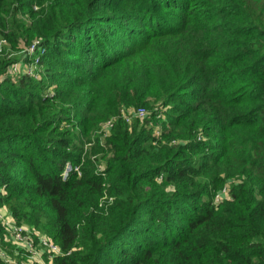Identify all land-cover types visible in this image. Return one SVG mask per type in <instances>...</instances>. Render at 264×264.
<instances>
[{
  "label": "trees",
  "instance_id": "trees-1",
  "mask_svg": "<svg viewBox=\"0 0 264 264\" xmlns=\"http://www.w3.org/2000/svg\"><path fill=\"white\" fill-rule=\"evenodd\" d=\"M156 6L0 0L9 40L38 33L65 67L81 38L102 62L86 88L77 72H53L52 99L74 116L48 136L54 102L35 100L31 78L14 82L12 60L0 58V204L54 237L55 264H264V0H184L171 16ZM26 9L30 24L19 18ZM151 102L171 103L159 136L148 124L156 113L143 124L119 116L104 143L85 149L102 120ZM99 152L109 153L103 162L90 158ZM68 161L83 164L65 176ZM227 179L230 196L216 203Z\"/></svg>",
  "mask_w": 264,
  "mask_h": 264
},
{
  "label": "rangeland",
  "instance_id": "rangeland-1",
  "mask_svg": "<svg viewBox=\"0 0 264 264\" xmlns=\"http://www.w3.org/2000/svg\"><path fill=\"white\" fill-rule=\"evenodd\" d=\"M51 3L58 2V0H48ZM68 3H71L73 0H67ZM172 1H175V4H170ZM157 2V14L164 13L165 15L171 16L175 11L178 10L177 4H183L184 0H156ZM114 6V5H111ZM38 5H35V9H38ZM109 13H113L115 10L114 8H106ZM23 11L19 14V18L26 22L27 24H30L31 20L29 17V11ZM180 10V9H179ZM186 11H183L181 13L182 15H185ZM160 17V16H159ZM191 18V17H189ZM185 15L184 20V27H187L190 25L191 19H189ZM188 19V21H187ZM182 20L180 19V22ZM104 20H97L96 23L91 24L93 28V32L97 31L98 33L101 32L99 29H101V26H103ZM180 22H178L175 25H178ZM137 26L138 28H144L146 25H144V22L140 18L134 19V26ZM165 26H169V22H165ZM213 26V25H212ZM1 30V28H0ZM113 30H109L107 32H112ZM74 33H78L77 31H74ZM104 33V32H103ZM117 33L116 31H113V33H110L111 35H115ZM108 34V33H107ZM29 37V40H25L20 38L19 42H14L13 40H9L6 36L0 33V58L7 57L12 60V64L10 65V68L8 71L11 73L12 79L14 82H19V80L23 76H28L31 79L30 84L36 85V89H34L33 92L37 94V97H35V100L38 102H41L42 104H48V102H54V108L51 110V112L48 113V115H51V119L54 121V123H49L48 129L42 132L44 135L48 136H56L58 135L63 129V125L66 124V117L68 116H74V110L70 109L67 111H62L63 107L60 106V103L53 101L54 99V86L57 83H61V79H54L53 72L61 70L62 62L60 60H56L54 57L51 56V49L53 48V41L49 45H44L41 43V38L38 33L32 34L28 36V32H23V37ZM201 36V35H200ZM31 37V38H30ZM73 37V36H72ZM94 38V37H93ZM98 41H103L101 37H96ZM122 40V39H120ZM72 44H76V48L78 50L76 53H65L63 54V58H66L69 62L66 64V66L62 67L65 68L66 72H77L78 75L75 80L84 79V88L89 87L90 84L94 85L93 83L96 80L95 71L97 68H100L101 63L99 53L101 51H96L89 48L84 44V42L81 40V38H78L77 41L71 40ZM30 42V43H29ZM122 42V41H121ZM32 44H35L34 47H32ZM130 44V43H129ZM122 46L121 44L118 45V47ZM130 46V45H129ZM95 47V45H94ZM50 50V53H49ZM76 50V49H75ZM85 50V51H84ZM64 52V51H63ZM50 54V56H46V54ZM102 53L105 55V57L110 56L112 53L110 49H103ZM112 56V55H111ZM50 99L48 101L47 99ZM150 105H144L139 107H132V106H124L121 108L119 115H114L109 118H106L102 120L99 124V128L97 130V133L94 135L91 142L85 143L84 147L87 150L88 148H93L94 144L97 143L98 140L100 143H104L106 141V137L110 135L113 131L114 121L119 119V116H122L128 122L131 124L134 120L140 121L141 124L143 122H146L145 116H148L149 114H155L152 119L148 122L149 126H153L156 128V131H154V134L160 135V128L162 125V118L167 116V112H169L171 103L167 104L166 106H163L160 102H151ZM70 105H65L67 108ZM38 106L36 105L35 108ZM140 108H144V114H140L141 110ZM34 113V110L31 111ZM123 119V120H124ZM157 124H155V121ZM52 121V122H53ZM59 128V130L57 129ZM157 136V135H156ZM84 142H81L80 144H83ZM99 143V144H100ZM46 152L47 155H51L52 153L50 151H43L42 154L44 155ZM109 153H103L99 152L95 155H90V158L94 159L96 157L99 158V160H105V157H107ZM84 156L86 157V152L84 151ZM105 156V157H104ZM83 157V156H82ZM69 160V159H68ZM103 162V161H102ZM74 163V162H73ZM71 163V161H68L66 163L67 166L70 164L72 165L73 169L75 167H80L83 164V161L80 163L74 165ZM66 166V167H67ZM101 165H99V168ZM19 168V167H18ZM97 169V168H96ZM79 170V174H80ZM19 173L17 172L16 175ZM233 185L232 179H227V181L224 183V185L220 188L219 192L217 191L216 195H214V201L216 203H219L223 201L226 197L230 196V188ZM5 185L2 186V190L5 189ZM173 188V187H171ZM170 188V189H171ZM205 196V195H204ZM203 196H199L195 200L197 201V204H200L203 200ZM114 199V196L110 193L109 189L104 190L103 196L100 198L99 206L108 207L110 203H112ZM194 207V205H192ZM0 214L7 215L11 214L12 212L8 205L6 204H0ZM17 221V220H16ZM24 223L27 226L31 227L34 230L40 231L42 234H46V237L55 240L54 237L47 231H43L40 227H37L36 225L30 224L26 221L20 222ZM0 237L2 239V247L5 250L6 255L12 260L13 264H55V256H51V252L48 251L47 247L44 245H38L36 243L34 250H26L18 248L16 250L15 244H13L10 240L6 238V234L4 232V229L2 226H0ZM37 241V240H35ZM56 242V241H55ZM60 245V244H59ZM16 262V263H14Z\"/></svg>",
  "mask_w": 264,
  "mask_h": 264
},
{
  "label": "built area",
  "instance_id": "built-area-1",
  "mask_svg": "<svg viewBox=\"0 0 264 264\" xmlns=\"http://www.w3.org/2000/svg\"><path fill=\"white\" fill-rule=\"evenodd\" d=\"M35 44H32L34 47ZM144 108H140V114H144ZM78 167H75L77 169ZM73 167L70 164L66 167L64 175L67 176L69 171ZM0 223L6 234V238L15 244L16 250L18 248L26 250H34L36 243L38 245H44L47 247L48 251L51 252V256H59L63 254L61 246L54 240L46 237V234H42L38 230H34L24 223L16 221L15 217L11 214L3 215L0 214ZM10 238V239H9ZM37 240V241H35ZM2 239L0 237V264H13L12 260L6 255L5 250L2 247ZM16 263V262H14ZM17 264V263H16ZM53 264V262H52Z\"/></svg>",
  "mask_w": 264,
  "mask_h": 264
}]
</instances>
